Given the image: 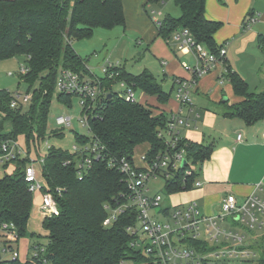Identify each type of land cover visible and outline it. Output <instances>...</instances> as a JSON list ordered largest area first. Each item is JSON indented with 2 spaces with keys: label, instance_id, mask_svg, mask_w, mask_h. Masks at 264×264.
<instances>
[{
  "label": "trees",
  "instance_id": "16d2710c",
  "mask_svg": "<svg viewBox=\"0 0 264 264\" xmlns=\"http://www.w3.org/2000/svg\"><path fill=\"white\" fill-rule=\"evenodd\" d=\"M167 0H145L148 6L161 5ZM179 6V16L166 15L154 20L158 35L171 41L174 32L188 30L194 39L219 53L222 44L215 40V33L222 22L209 19L206 15V0H174ZM152 11L154 9L152 8ZM117 26L126 27L123 0H0V60L17 56L24 57L26 73L21 78L28 83L30 91L36 80L33 101L27 110L10 105V92L0 95V111L10 120L11 130L3 131L0 123V143L16 140L18 135L27 138V156L13 159L15 169L0 178V227L14 224L18 237H33L28 222L33 206V193L25 179V166L29 162L30 142L43 138L47 130V119L55 82L62 68L92 75L87 61L73 47V40L90 38L96 28L112 30ZM225 75L229 78L237 95L242 100L235 104L225 103L224 115L239 117L248 124L264 118V90L252 91L240 72L231 69L226 60ZM118 73L100 77L107 92L101 107L90 116V128L96 139L104 146L105 158L94 161L92 168L79 179L73 164H66L74 154L53 146L42 162V174L51 190L63 188V194H56L59 214L45 217L43 227L48 230V242L44 257L48 264H122V260L133 254L130 246L131 235L127 226L135 222L134 212L127 211L109 227L103 225L107 216L105 205L115 204L126 189L123 174L108 165V159L132 158L135 148L150 144L149 156L165 148L158 137L160 129L166 127L169 116L165 113L154 115L152 109L141 102H128L113 86L124 80L133 89H141L157 96L160 102H167L172 91H165L149 69L135 74L125 67ZM116 71V72H117ZM109 94H112L110 97ZM60 102L72 106L73 97L58 93ZM55 130L54 135H64ZM84 141L83 135H76ZM1 145V144H0ZM186 146L187 157L197 164L193 177L185 183L180 168L175 179L167 181V193L192 189V180L200 177L203 163L210 159L214 147L183 138L179 147ZM1 148V147H0ZM2 152V149H0ZM7 243V240H5ZM41 245L35 244L33 247ZM33 257L22 261L18 256L0 259V264H44Z\"/></svg>",
  "mask_w": 264,
  "mask_h": 264
},
{
  "label": "built area",
  "instance_id": "2783aa9c",
  "mask_svg": "<svg viewBox=\"0 0 264 264\" xmlns=\"http://www.w3.org/2000/svg\"><path fill=\"white\" fill-rule=\"evenodd\" d=\"M154 20L158 18L155 17ZM257 20L256 14L249 16L243 24L244 30L250 29ZM173 38L176 49L192 52L195 62L192 65L182 62L190 77L175 78L179 107L170 113L166 127L158 132V137L165 143V148L153 156H149V150L144 152L140 157L142 164L136 163L134 156L130 159L126 157L108 159V165L117 168L123 174L126 189L115 204L105 205L107 216L103 220V225L112 226L120 215L127 211L134 212L135 222L126 228L131 235L130 246L133 254L124 258L122 264H264V234L262 240L256 237L248 239L243 231L244 228H264L263 196L251 193L239 201L234 193H229L221 200L217 212L206 213L196 200L177 204L170 200L171 203L164 204L162 195L151 191L150 182L158 176L172 181L179 169L183 168L181 176L186 183L196 172L197 164L187 157L186 146L179 147L184 138L181 127L189 124L188 116L182 112V109L191 108L199 80L218 64H225L230 44L229 41L222 43L219 53H214L204 43L196 41L188 30L181 29L174 32ZM119 68H121L119 62H108L105 63L103 71L105 75L109 74V77H112L118 73ZM26 71L23 65L20 73L24 74ZM89 71L91 72L90 68ZM223 82L222 77L220 83ZM119 83L123 88L121 93L125 100L137 102L133 86L124 80ZM55 90L78 99L81 107L79 122L88 129V134L78 132L86 139L77 140L78 143L74 144L70 151L74 157L66 161V164L75 166L79 179H82L92 168L94 161L105 158L104 146L91 131L90 116L93 113L98 116L96 109L101 107L107 90L101 84L100 76L81 74L68 68L59 70ZM32 92L10 93V105L25 110L32 102ZM56 121L63 127L58 129L59 131L64 132V129L73 127L72 115H58ZM71 132L77 135V131L71 130ZM238 139L241 140V134L238 135ZM1 149L4 160L26 155L25 150L16 140L3 141ZM44 158L40 160L41 172L31 161L26 164L25 179L30 192L40 191L41 210L45 217H50L59 214L56 194L62 195L64 189L59 187L50 189L42 174ZM184 161L186 163L182 165ZM191 180V188L202 186L199 176ZM263 187L264 182L257 185L261 190ZM14 227V224L1 226L7 240L4 250L14 249L13 242L18 238ZM254 244L260 249L253 248ZM34 249L32 258H40L43 254L42 261L48 264V260L44 257L45 245H37Z\"/></svg>",
  "mask_w": 264,
  "mask_h": 264
},
{
  "label": "crops",
  "instance_id": "0c3cea01",
  "mask_svg": "<svg viewBox=\"0 0 264 264\" xmlns=\"http://www.w3.org/2000/svg\"><path fill=\"white\" fill-rule=\"evenodd\" d=\"M123 5L126 27L131 21L141 20L146 23L149 37H154V39L156 36L160 37L154 21L149 16L147 17L145 0H123ZM253 14L258 16L255 23L264 25V0H206L207 17L222 22L221 28L215 33L216 42L219 44L230 42L226 62L231 69H233V54L243 53L249 41L259 40L264 44V32H262L264 30L253 29L251 26L248 32L249 29L244 30L243 28L245 20ZM262 44L260 47H263ZM189 54L194 59L193 53L190 52L186 55ZM181 56L183 53L175 55L170 51L163 53L166 60L163 59L161 64L165 72L168 73L167 75L172 77L170 90L175 94V97L174 99L169 98L166 103L161 104L164 108L159 109L158 114L163 112L169 116L179 107L176 98L175 78L190 77V73L184 69L182 62L180 63ZM224 65L223 63L218 64L199 80L193 94L191 108L184 107L182 109V112L188 116L189 122L181 127L182 136L190 141L214 147L211 158L203 163V170L199 177L202 186L189 189V191L198 189L197 195L202 199L201 208L206 213L217 212L221 200L229 193H234L239 201L251 193L258 194V191L263 189L257 188V185L264 182V118L256 123L248 124L239 117L224 115L225 103L235 104L242 100V97L235 93L229 78L223 75L226 72ZM222 77L224 82L220 83ZM148 96L154 97L155 100H151L152 102L156 101L157 96L150 94ZM226 98L227 101L224 100ZM146 101L147 99L143 102ZM239 134H241V140L238 139ZM140 145H143V150L138 155L133 154L134 161L138 164H142L140 157L150 148L148 143ZM2 157L3 153L0 152V161H4L2 163L7 166ZM12 166L15 169L13 162ZM6 173V171L0 173V178ZM40 200L42 203L41 195ZM41 218L43 225L45 216L42 214ZM30 219L28 222L29 231L36 233L31 230L33 227ZM44 231L47 236L48 230L44 228ZM34 237L36 236L31 238ZM32 245L34 244L32 243Z\"/></svg>",
  "mask_w": 264,
  "mask_h": 264
},
{
  "label": "rangeland",
  "instance_id": "374dc122",
  "mask_svg": "<svg viewBox=\"0 0 264 264\" xmlns=\"http://www.w3.org/2000/svg\"><path fill=\"white\" fill-rule=\"evenodd\" d=\"M152 8L154 11H152ZM147 10L152 14V16H150L146 12L147 17L149 16L152 21L155 17L158 19H163L168 14L172 16H179L181 14V10L179 6L176 5L174 0H167L163 4L155 5L153 7L148 6ZM257 24L258 23H254L251 28H260L264 30L263 24ZM249 31L250 29L248 32ZM148 32L149 30L147 29L145 22H142L141 20H135L133 22L131 21L129 26L126 28L122 26H117L112 30L96 28L92 37L75 39L73 40L72 44L75 50L87 61V66L90 68L92 74L96 76L101 77L105 75V72L103 71L105 63L119 62L120 67H125L129 72L135 74L142 72L144 69L151 70L156 79L161 84L162 88L165 91H170L172 77L167 75L168 73L165 72L164 67L161 64L163 59L166 60L165 57H163V53L165 51H170L173 55L177 53H183V56L180 57V63L186 61L192 65L194 64V59L192 55H186L190 52L178 51L176 49L174 38H172L169 42L158 36H156L154 39V37L151 38L149 35H147ZM261 44L262 43L259 40L249 41L245 46L243 53L233 54L234 59L232 61L233 70L240 72L248 82L250 89L255 92L264 90V44H262L263 47H260ZM23 65V56L0 60V95L5 91L10 93L15 91H28V83L25 82L20 76L21 67ZM38 83L39 81L36 80L33 88L30 90L31 92L38 87ZM113 89L119 92L123 91V88L119 82L113 86ZM32 93L34 97V92ZM135 94L138 102H142L143 105L150 107L154 115H156L159 109L162 110V108H164L162 106L163 102H160L157 98L155 102H152L151 100H155L154 97L148 96L149 94L144 93L141 89H136ZM174 97L175 94L172 93L170 99H174ZM146 99L147 101L143 102ZM29 106H27L25 110H27ZM67 114L72 115L73 117V127L64 129V135L62 136L54 135L55 130L63 128L57 123L56 117L58 115ZM80 115L81 107L79 106V102L76 97L73 98V105L67 106L58 99L57 90L54 91L48 113L47 130L45 132V136L38 139L36 134L35 141H32L31 139L30 142L31 152L29 154V162L31 161L38 171L41 172L40 160L48 154L49 150L53 146L56 148H63L65 150L72 151L73 145L78 142L75 133L71 132V130L88 134V129L83 127L79 122ZM4 116V113L0 111V123L1 125L3 124V131L8 132L11 130V122L10 120L5 119ZM16 141L26 153L28 149L26 136L24 134H20L18 135ZM141 150H143V145H138L135 148L134 154L138 155ZM25 156H27V154ZM13 159V157L10 159H5L7 166L5 163H2L4 161H0V173L4 171L7 173H12V171H10L12 169L14 170L12 162L14 165L16 164ZM166 183V178L162 176H158L150 182L151 191L160 193L162 195V203L169 204L171 203L170 200H172L173 203L177 204L190 200H196L201 207L202 199L199 197V195H197L198 189H194L192 191L187 190L176 193H167L165 190ZM258 194L264 197V188L262 191H258ZM40 195V191L38 190L33 193L34 200L30 219L31 225L33 227L31 230L37 233H34L36 237H18L13 242L14 249L4 250V240H6V238L4 237V231L0 227V259L12 258L17 255L22 261H27L32 259V254L35 250L32 243L34 244L37 242L46 246L48 238L45 235L42 225L41 216L43 212L40 209ZM243 231L247 234L248 239L256 237L258 240H262V235L264 234V228L259 227L251 229L244 228ZM252 247L257 250L260 249L257 244H254Z\"/></svg>",
  "mask_w": 264,
  "mask_h": 264
},
{
  "label": "water",
  "instance_id": "95a60500",
  "mask_svg": "<svg viewBox=\"0 0 264 264\" xmlns=\"http://www.w3.org/2000/svg\"><path fill=\"white\" fill-rule=\"evenodd\" d=\"M109 96L111 97L112 96V94H109ZM225 101H227L228 99L226 98V99H224ZM185 161L183 162V164L182 165H185Z\"/></svg>",
  "mask_w": 264,
  "mask_h": 264
}]
</instances>
